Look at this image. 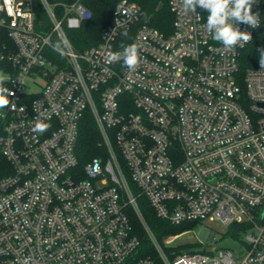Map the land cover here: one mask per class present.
<instances>
[{
    "label": "built area",
    "instance_id": "obj_1",
    "mask_svg": "<svg viewBox=\"0 0 264 264\" xmlns=\"http://www.w3.org/2000/svg\"><path fill=\"white\" fill-rule=\"evenodd\" d=\"M168 2L171 33L138 25L140 63L129 71L106 56L139 21L137 3L121 0L101 41L78 51L67 30L91 17L85 0H0L11 40L0 34V72L14 92L0 110V264H156L138 254L129 209L161 264H264V67L239 64L264 23V0L252 5L256 28L237 25L251 40L231 51L203 27L208 12L184 15L179 0ZM86 109L109 154L81 165ZM37 120L51 127L33 133ZM125 168L172 224L248 222L242 245L167 253L181 233L155 236Z\"/></svg>",
    "mask_w": 264,
    "mask_h": 264
},
{
    "label": "trees",
    "instance_id": "obj_2",
    "mask_svg": "<svg viewBox=\"0 0 264 264\" xmlns=\"http://www.w3.org/2000/svg\"><path fill=\"white\" fill-rule=\"evenodd\" d=\"M120 1L121 0H85V5L91 11V17L88 20L83 21L79 27L67 30L70 41L78 51H83L101 41L102 33L107 25L112 21ZM128 1H132L140 5L142 15L137 23L120 32L117 39V48L120 51H122V44L128 45L134 42V32L136 28L138 25L148 22L150 17L153 18L151 22L152 26L156 27L166 35L171 33L173 29L174 15L169 7L168 0ZM159 5H162L160 9L158 8ZM200 9L205 13L207 12L205 9ZM125 32H127V36L124 35ZM0 34L6 42H9L10 39L4 30L0 29ZM262 51H264V23L256 29L253 40L241 51L239 55V64L241 69L244 70L247 67L261 65L260 59ZM75 152L81 165L95 157H103L105 160L109 154L107 146L89 109L85 110L79 123L78 135L75 143ZM125 171L127 177L129 178L131 189L137 197L140 211L150 229L159 240H162L171 234H179L192 230L196 226L200 225V220L186 221L181 224H172L168 220L159 217L147 197L140 193V190L129 176L126 168ZM129 217L132 221L133 230L141 242L138 248V254L143 256L150 254L155 258L156 264H161V261L157 257V253L146 234V230L142 222L133 209H129ZM250 227L251 225L246 221L239 223L234 222L228 226L226 236L233 239H241ZM195 246L198 247L201 245L199 242L185 243L168 246L166 247V251L171 254L173 251L178 253L185 250H198L193 249Z\"/></svg>",
    "mask_w": 264,
    "mask_h": 264
},
{
    "label": "clouds",
    "instance_id": "obj_3",
    "mask_svg": "<svg viewBox=\"0 0 264 264\" xmlns=\"http://www.w3.org/2000/svg\"><path fill=\"white\" fill-rule=\"evenodd\" d=\"M176 3V0H173ZM255 0H179L184 15L196 13L197 7L207 10L209 13L205 30L212 39L222 45V50L231 51L237 46H243L251 40V35L247 31H241L238 24L243 23L252 28L259 25L258 16L252 13V5ZM175 10V8L173 9ZM127 36V32L124 33ZM66 40L58 42L54 47L63 53V46ZM122 51H109L106 56L108 63L121 62L129 71H134L140 63V47L133 42L128 45H121ZM260 64L264 67V51L261 52ZM11 80L10 75L0 72V110L8 107L12 101L9 97L14 92L5 87V82ZM51 127L50 123L37 120L31 127L33 133H44ZM96 169L99 170L100 161L97 158L93 161Z\"/></svg>",
    "mask_w": 264,
    "mask_h": 264
},
{
    "label": "rangeland",
    "instance_id": "obj_4",
    "mask_svg": "<svg viewBox=\"0 0 264 264\" xmlns=\"http://www.w3.org/2000/svg\"><path fill=\"white\" fill-rule=\"evenodd\" d=\"M227 226L219 220H203L200 225L194 229L181 233L173 244L180 245L185 243L203 242L204 245L198 246L193 249H201L205 245L207 247H231L234 249L239 248L242 245L241 239H233L226 236ZM178 234V233H176ZM176 234H171L176 235Z\"/></svg>",
    "mask_w": 264,
    "mask_h": 264
},
{
    "label": "water",
    "instance_id": "obj_5",
    "mask_svg": "<svg viewBox=\"0 0 264 264\" xmlns=\"http://www.w3.org/2000/svg\"><path fill=\"white\" fill-rule=\"evenodd\" d=\"M161 7H162V5H159V7H158V8L160 9ZM152 19H153L152 17H150V18H149V20H148V21H149V23H151V22H152Z\"/></svg>",
    "mask_w": 264,
    "mask_h": 264
}]
</instances>
